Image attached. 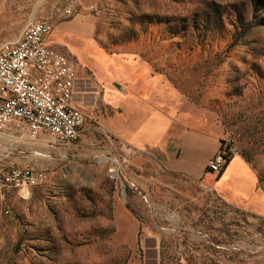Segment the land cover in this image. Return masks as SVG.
<instances>
[{"label": "rangeland", "instance_id": "obj_1", "mask_svg": "<svg viewBox=\"0 0 264 264\" xmlns=\"http://www.w3.org/2000/svg\"><path fill=\"white\" fill-rule=\"evenodd\" d=\"M32 18L51 19L48 44L76 60L85 129L68 144L0 132L3 161L45 173L0 197V264H264V214L109 131L141 99L188 117L264 198V0H0V42Z\"/></svg>", "mask_w": 264, "mask_h": 264}, {"label": "built area", "instance_id": "obj_2", "mask_svg": "<svg viewBox=\"0 0 264 264\" xmlns=\"http://www.w3.org/2000/svg\"><path fill=\"white\" fill-rule=\"evenodd\" d=\"M85 7L95 15L102 10L94 2ZM63 11L71 14L70 8ZM52 28L51 19L32 18L16 38L0 42V132L68 144L83 133L85 115L74 102L76 60L48 44ZM227 152L221 143L208 159L207 170L218 174L227 161ZM42 176L45 173L30 165L0 158L1 199H6L9 189L18 191L41 184Z\"/></svg>", "mask_w": 264, "mask_h": 264}, {"label": "crops", "instance_id": "obj_3", "mask_svg": "<svg viewBox=\"0 0 264 264\" xmlns=\"http://www.w3.org/2000/svg\"><path fill=\"white\" fill-rule=\"evenodd\" d=\"M85 20L86 17L79 16L72 24L80 33L89 34L93 26L89 22L88 28ZM141 100L142 105L134 108L131 114L124 115L118 111L111 116L113 125L109 131L117 140L133 152H149L165 170L198 178L207 184L214 183L226 200L264 214L263 194L256 189L253 172L239 155L231 158L219 179L216 173L207 170L208 159L221 146L218 134L198 127L188 117ZM234 167L239 171L233 172Z\"/></svg>", "mask_w": 264, "mask_h": 264}, {"label": "trees", "instance_id": "obj_4", "mask_svg": "<svg viewBox=\"0 0 264 264\" xmlns=\"http://www.w3.org/2000/svg\"><path fill=\"white\" fill-rule=\"evenodd\" d=\"M221 142H223L222 139H221ZM227 150H228L227 153H230V149L227 148ZM231 157H232V155L230 154V158H231ZM230 158H227V161H226V163H225L223 169H222V170L216 175L217 179H219L220 176L223 174V172H224V170H225V168H226V166H227V164H228ZM161 246L163 247V252H164V244H162ZM160 264H166V262L161 261ZM173 264H220V262L217 261V260L208 259V260H205V261L191 260V261H187V262H185V263H183V262H181V261H178V262H175V263H173Z\"/></svg>", "mask_w": 264, "mask_h": 264}, {"label": "water", "instance_id": "obj_5", "mask_svg": "<svg viewBox=\"0 0 264 264\" xmlns=\"http://www.w3.org/2000/svg\"><path fill=\"white\" fill-rule=\"evenodd\" d=\"M116 86L118 87V88H120V90H124V87L123 86H121V85H119V84H116Z\"/></svg>", "mask_w": 264, "mask_h": 264}, {"label": "bare ground", "instance_id": "obj_6", "mask_svg": "<svg viewBox=\"0 0 264 264\" xmlns=\"http://www.w3.org/2000/svg\"><path fill=\"white\" fill-rule=\"evenodd\" d=\"M25 195V194H24Z\"/></svg>", "mask_w": 264, "mask_h": 264}]
</instances>
